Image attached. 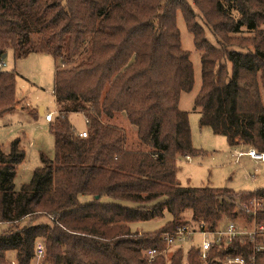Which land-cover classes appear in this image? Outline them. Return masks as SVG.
Wrapping results in <instances>:
<instances>
[{
    "label": "trees",
    "instance_id": "obj_1",
    "mask_svg": "<svg viewBox=\"0 0 264 264\" xmlns=\"http://www.w3.org/2000/svg\"><path fill=\"white\" fill-rule=\"evenodd\" d=\"M193 1L195 8L187 0H0V61L9 50L16 60L47 51L56 62L58 106L50 125L55 157L41 154L42 166L20 190L14 180L26 158L21 141L9 152L0 148V224L8 225L0 232V264H204L194 248L153 263L143 252L164 251L163 235L187 223L217 229L226 220H252L246 210L264 200V188L235 192L178 181V159L199 152L180 109L195 74L177 15L202 53L194 100L200 125L232 147L264 154V0ZM230 34L243 38L234 44ZM17 105L15 73L0 72V116ZM71 113L85 117L86 137L71 126ZM119 114L133 129L103 121ZM167 214L171 220L158 230L132 229ZM256 219L264 224V210ZM252 245L247 239L217 247L207 264L247 257Z\"/></svg>",
    "mask_w": 264,
    "mask_h": 264
},
{
    "label": "rangeland",
    "instance_id": "obj_2",
    "mask_svg": "<svg viewBox=\"0 0 264 264\" xmlns=\"http://www.w3.org/2000/svg\"><path fill=\"white\" fill-rule=\"evenodd\" d=\"M187 1L194 8L196 7L193 0ZM200 23L202 24L201 20ZM177 24L181 33L182 47L190 53L195 74L193 90L181 94L180 109L188 113L192 145L199 152L197 155L191 156L190 159L185 157L178 159V181L184 187L227 188L235 192H253L264 188V162L253 161L248 156L249 147L244 144H240L239 148L232 147L224 136L216 135L210 127L200 125L201 109L195 106L194 100L202 86V53L196 49L193 35L188 31L181 12H178ZM204 28L208 41L219 47L211 30L207 26ZM244 36L249 35L245 34ZM230 37L233 38L230 39L234 44L239 43L238 39L243 38L241 35L233 34H230ZM40 41L39 37L34 38V42H37L38 45ZM246 44L247 42L243 43V45ZM236 50L240 51L239 49ZM0 62L4 64L0 68V72H14L16 76L18 105L15 111L0 116V148L4 152H9L14 140L20 139L21 141V148L25 151L26 158L18 166L14 180L15 189L20 190L23 185L31 182L34 171L42 166L41 154L47 155L51 159L55 157V142L50 124L43 119H35L37 109L40 107L46 109V112L52 114L54 118L57 116V107L52 93L56 62L47 51L34 52L27 57L16 60L12 50L7 51L5 58ZM228 69L231 72V65H228ZM68 120L71 126L77 130L82 131L87 128L86 119L82 114L69 115ZM103 121L112 127H119L125 131L132 128L124 114H119L111 119L104 118ZM235 148L239 150L236 154ZM240 152L243 154L238 157ZM88 199V197H82L81 201L86 202ZM186 217L189 218L190 213L186 214ZM170 220L171 215L167 214L164 218L135 223L132 225V229L139 232L155 231ZM28 221L25 220L22 225L27 224ZM227 222L229 220L223 224ZM236 222L242 225L246 223L244 219L241 221L236 219ZM6 229H8L7 224H0V232ZM202 241L203 236H193L192 240L187 241L181 247L184 256L186 257L187 252L192 247L201 246ZM177 247V245L173 246L167 256L170 257ZM143 256L145 257V252H143ZM201 261L205 264L203 260ZM39 262L40 260L37 261V264Z\"/></svg>",
    "mask_w": 264,
    "mask_h": 264
},
{
    "label": "built area",
    "instance_id": "obj_3",
    "mask_svg": "<svg viewBox=\"0 0 264 264\" xmlns=\"http://www.w3.org/2000/svg\"><path fill=\"white\" fill-rule=\"evenodd\" d=\"M4 64L0 62V68ZM45 119L48 122L53 121L52 114H46ZM82 137H86L87 133L80 134ZM243 153H239L238 157ZM248 156L255 162H264V154H258L255 150H250ZM190 159L189 157H186ZM264 210V200L254 199L251 206L246 210L247 215L252 216V220L246 221L245 224L239 222L229 221L222 224L217 229H209L204 226H197L187 223L183 226H179L174 233H166L163 235V241L166 243V249L164 251H158L156 249H150L145 252V258L149 263H153L158 257L165 255L171 251L172 247L177 245V250H180L183 245L195 235L203 236L201 246L192 247L197 249L200 255V259L209 263V255L212 250H217L220 247H227L234 242L239 241L243 243L245 240H250L253 244V253L247 257L241 256H228L223 260V264H258V257L260 254H264V224L258 223L257 214ZM242 219V218H241ZM240 219V221H241ZM45 249L42 243H38L36 247V256L42 258L44 256Z\"/></svg>",
    "mask_w": 264,
    "mask_h": 264
},
{
    "label": "crops",
    "instance_id": "obj_4",
    "mask_svg": "<svg viewBox=\"0 0 264 264\" xmlns=\"http://www.w3.org/2000/svg\"><path fill=\"white\" fill-rule=\"evenodd\" d=\"M54 74H55V72H54ZM52 93H53V97H54L55 104H56V107H57V109H56V110H57V111H56V114H57V116H58V106H57L56 99H55V96H54V82H53ZM36 114H37V117H36L35 120L43 119V120H45L46 123H49L50 125H51L52 122H54V120L57 118V116H56L55 118L53 117V121H52V122H48V121H46V119H45V115L48 114V113L46 112V109H44V108H42V107H40L39 109H37V113H36ZM72 114H79V113H71V114H69V115H72ZM86 125H87V124H86ZM72 127H73V126H72ZM73 128H74V127H73ZM74 130H75L77 133L81 134V133H83V132H86L87 128H86L85 130H82V131L77 130V129H75V128H74ZM240 146H241V145L239 144V145H237V146H235V147L239 148ZM237 148L234 149L235 154L239 152V150H238ZM240 153H242V152H240ZM189 158H190V157H189ZM252 160H253V159H252ZM253 161H254V160H253Z\"/></svg>",
    "mask_w": 264,
    "mask_h": 264
},
{
    "label": "water",
    "instance_id": "obj_5",
    "mask_svg": "<svg viewBox=\"0 0 264 264\" xmlns=\"http://www.w3.org/2000/svg\"><path fill=\"white\" fill-rule=\"evenodd\" d=\"M5 58V56H3V58L2 59H4Z\"/></svg>",
    "mask_w": 264,
    "mask_h": 264
}]
</instances>
